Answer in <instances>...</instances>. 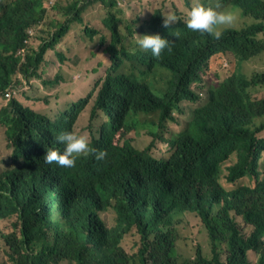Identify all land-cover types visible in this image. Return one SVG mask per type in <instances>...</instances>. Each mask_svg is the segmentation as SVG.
Instances as JSON below:
<instances>
[{"label": "trees", "instance_id": "obj_1", "mask_svg": "<svg viewBox=\"0 0 264 264\" xmlns=\"http://www.w3.org/2000/svg\"><path fill=\"white\" fill-rule=\"evenodd\" d=\"M229 1L240 11L226 6L236 19L218 26L222 35L216 39L187 27L188 0H150L145 14L135 17L122 16L109 0L102 29L92 30L84 39L88 50L66 65L81 76L85 90L77 96L70 89L72 105L56 122L16 98L17 81L25 93L31 85L24 79L54 44L26 48V60L16 53L26 27L37 22L49 30L60 23L54 38L62 39L67 30L74 37L82 30L81 11L77 4L57 3L56 22L48 14L49 0H19L7 10L0 20V100L8 91L12 98L0 120L25 162L0 180V221L14 220V231L3 236V264H250V251L258 256L256 264H264V0ZM170 14L177 21L165 28ZM243 18L250 23L238 28ZM151 33L168 39L171 51L154 57L140 48L137 34ZM217 54L250 62L248 73L240 69L221 82L209 78L201 88L204 97L196 95L191 86L202 81ZM73 77L57 75L43 83L54 89L62 82L66 89L76 83ZM183 102H202L183 130L167 141L156 131L147 149L135 146L130 133L137 116L158 114L156 126L163 129L177 121L176 113L184 114ZM74 127L76 133L91 132L90 146L105 150V158L79 154L74 167L46 165V149L63 151L56 136ZM157 140L165 143L168 157L152 155ZM34 168L41 169L40 179ZM244 178L255 185L226 190L220 182L233 185ZM187 213L201 220L209 258L201 248L193 260H181L176 252L174 225ZM105 214H112V222ZM131 235L136 255L125 249Z\"/></svg>", "mask_w": 264, "mask_h": 264}, {"label": "rangeland", "instance_id": "obj_2", "mask_svg": "<svg viewBox=\"0 0 264 264\" xmlns=\"http://www.w3.org/2000/svg\"><path fill=\"white\" fill-rule=\"evenodd\" d=\"M136 0H126V2L123 3V5L126 7L128 3H133ZM183 3H186L187 0H180ZM191 3H198L202 2L204 0H188ZM210 2L209 4L211 6H214L216 3H219L223 9L226 10V5L223 4L222 0H206ZM228 6H233L232 2L229 0H225ZM128 2V3H127ZM64 1H61V4H63ZM130 16H134V12L132 10L129 11ZM52 16L55 18L56 22H61L59 19L56 18V14L52 13ZM250 21L245 20L244 18L237 22L238 28L249 24ZM61 24L54 25L47 33H45L42 36V41L48 40L51 38L52 34L57 32L60 28ZM79 42L78 39L74 40L73 42L69 43L67 42V38L65 37L63 40V44L60 46L63 51L67 52V55L70 58H75L76 55L80 56L84 51L88 50L89 44L86 42H82L80 46H78ZM77 47V48H76ZM39 48V45L32 46V50H35ZM75 48V49H74ZM231 61L232 70L240 71L242 69L244 72L248 73L249 70V63H242L239 62L233 55L226 56ZM81 61H84L83 59H79ZM50 61V57L45 55L43 57V60L39 64L38 68L35 70V73L30 76L29 80L23 81L24 84H29L30 81V87H27V90L25 93H23V84L21 81H17L19 83V91L16 96L17 99L21 100L22 103L28 106L29 108L48 115L52 120H56L59 118L61 113L65 112V110L70 107L72 104V100L75 96H73V91L70 93L71 90L75 91V94L78 96L83 93L85 90L86 84L83 82H80V75L74 72H70V74H73V78L76 80V83L73 84L69 88H63L59 87L57 88V93H54L53 95H50L52 90L48 85H45L43 81L50 80V72L48 71V63ZM98 60L94 61V63H97ZM69 65V64H68ZM87 66L85 64L82 65L81 69L83 72H85V68ZM229 64L225 61L223 62V65H220V61L214 60L213 62V69L215 75H225L227 73V70L229 68ZM63 76V75H61ZM60 76V77H61ZM97 75H93V78H95ZM16 81V78L13 80V82ZM32 84L36 85L34 88H32ZM37 86H43L45 89L41 91L39 87ZM71 89V90H70ZM155 92V91H154ZM158 94L157 92H155ZM49 98V99H48ZM37 99V100H36ZM79 99V98H78ZM76 99L75 101H77ZM43 100H47L48 103L43 102ZM9 102V100L1 99L0 100V106L5 105ZM202 102H199L197 105H200ZM197 105H192L189 102H183V109L184 114L180 115L176 113V122L170 123L164 126L163 129L158 128V124L156 126V123H158V114H150V115H139L136 117V125L134 126V129L130 133V137L133 139V143L135 146L140 150H145L150 146V143L154 139V132H158L159 135L165 140H169L171 137L176 135L178 132L183 130L188 122L191 120V115L193 109ZM7 128L2 121L0 120V173L3 172L6 168L4 165V161L8 159L12 154V149L7 144L3 129ZM75 132H80L79 130L74 127ZM86 134L88 138H93L94 135L91 132L83 133ZM167 148L165 147V143L157 140L153 147L151 148V153L153 156L157 158H165L169 156V152H165ZM84 156H86L84 154ZM234 159L231 160L233 162ZM45 162V161H44ZM49 166L48 163H45ZM41 169L34 168L32 170V174L36 176L38 179L41 178ZM226 174V172H225ZM222 186L227 190L230 186L235 187L238 185H246V186H254V181H251L249 178H244L239 181H237L235 184L231 185L227 181H220ZM190 187L195 188L194 184H190ZM198 208V207H196ZM214 210L217 211V207H214ZM104 220H108L112 222V214H105L103 215ZM12 222H14L13 219H7L0 221V264H3L6 260L5 257V241L3 239L4 235L11 234L14 230L12 228ZM175 230H176V252L181 260H193L196 256V252L198 248H201L202 253L205 257H210L209 248L205 242V235L206 231L201 223L200 218L194 213H187L183 217H181L180 220L175 222ZM244 233L249 234V231H244ZM125 244H129L127 247H125L126 251H130V254L136 255L137 254V248L132 247L131 244H136L134 241L133 235L128 236L125 240ZM250 264H256L258 261V256L253 251H250Z\"/></svg>", "mask_w": 264, "mask_h": 264}, {"label": "clouds", "instance_id": "obj_3", "mask_svg": "<svg viewBox=\"0 0 264 264\" xmlns=\"http://www.w3.org/2000/svg\"><path fill=\"white\" fill-rule=\"evenodd\" d=\"M61 1H64V2L68 1L72 4H77L78 10L81 11V19L78 22L81 25L82 30L78 31L77 34L74 37H72L73 41L76 39L79 40V38H86V36L89 33H93L92 30L96 31V33L99 31L94 26L83 24L84 18L82 16V13L90 5H93L95 3H103L105 6V3H109V0H49V4L51 7L48 10V14L51 15L53 13L52 7L55 6L57 3H61ZM114 1L117 3V7L123 12L122 16H125L126 11L128 10V7L130 4L127 2L128 4L125 7L123 3L126 2V0L125 1L124 0H114ZM18 2L19 0H0V20L4 17L7 10L10 7L16 5ZM222 2L227 7L234 8V6H231V7L228 6L225 0H222ZM191 5H192V8L189 11V15L187 19V27L189 29H192L193 31H198L200 33L213 34L216 39H220L222 35L221 31L217 30L218 26L231 25L236 19V15H237L236 11L225 10L221 7L219 3H216L214 6L206 5L201 2L191 3ZM156 6H158V4H156ZM234 9L239 10L237 8H234ZM144 14L145 13H142V15ZM105 18L106 17H104V19L102 20V25H103V21L105 20ZM176 21H177V17L175 15L170 14L168 16H164L163 26L165 28H168L171 24H173ZM47 31H49V27L45 25L43 22L42 24L40 22H37L35 24H31L30 26L26 27L24 31L25 36L23 39L24 45L21 49L17 51L16 57L26 60V54H25L26 48L29 47L30 51H36L38 50V48L35 50H32V46L35 47L39 45L40 47L41 45V47H43L46 44H54L55 49L49 50L45 54L50 57V61L48 63V66H49L48 71L50 72V77H51L50 80H54L57 75L65 76L66 74H68V72H66L63 67L66 65L65 64L66 62L72 61L74 58H68L67 52L63 51L62 48H60L61 44L63 43L64 38L65 37L67 38L70 32L67 30L66 34L64 35L62 39L54 38L53 37L54 33H53L50 39L42 41V36L45 33H47ZM136 43L140 48L144 50H150L152 56L154 57H159L161 52L165 49H168L169 51H171L170 41L159 33H155V34L151 33V34H143V35L137 34ZM58 53L59 54L62 53V57L58 56ZM9 54H12V52H10ZM214 60L220 61L221 66L223 65V62L225 61L229 64L230 67L228 68L227 73L225 75H219V74L215 75L214 74L213 72L214 71L213 69ZM235 72H233L232 70L231 61L227 57L221 54H217L211 58L210 69L208 73L202 76L201 82L194 83L191 86V89L196 95L204 97V93L202 92L201 88L209 85V78L217 79L219 82H221L227 79L232 73H235ZM35 86L36 85L32 84V88H34ZM58 86L65 88L62 82H59V84L55 85L54 89H52L49 86L52 90L50 95H52L53 92L57 91ZM37 87H39L41 91L45 89V87L43 86H37ZM6 95H9V97H7ZM11 98H12V93L8 91L5 94V100H10ZM43 102L48 103L47 100H43ZM22 104L26 106L24 103ZM6 105L7 104L1 105L0 110L2 107ZM69 108L70 107H68L67 109ZM56 120H52V121L56 122ZM6 131H7V128H4L3 133L5 136L6 142L10 146L13 152L11 156L4 161V165L6 166V168L3 172L0 173V180L2 181H6V178H5L6 172H10L15 169L22 168L25 162L24 158L18 153H16V150L11 146V144L7 140ZM56 140L64 145L63 151H61L58 148L46 149V153L44 155L45 163L51 164L52 162H55L56 165L58 166L74 167L75 162H76V156L79 154H85V155L92 154L97 160H103L107 154L105 150L96 149L94 147H91L86 134L76 133L73 131H62L56 136ZM128 252L130 254V251Z\"/></svg>", "mask_w": 264, "mask_h": 264}, {"label": "crops", "instance_id": "obj_4", "mask_svg": "<svg viewBox=\"0 0 264 264\" xmlns=\"http://www.w3.org/2000/svg\"><path fill=\"white\" fill-rule=\"evenodd\" d=\"M148 1H150V0H143L142 2H139L138 0H136L133 3H129L130 5L128 7V10L126 11V15L125 16L135 17L137 14L143 13L146 9L150 8V5H148ZM104 8H105V6H104L103 3H95L93 5L88 6L82 13V16L84 18L83 24L84 25H89V26H94L98 30H101L102 29V20L105 17V13L102 12V10ZM130 10H132L134 12V14H135L134 16H130L129 15V11ZM69 35H73V32H70ZM68 36H67V42H69V43L73 42L72 37H68ZM84 39L85 38H79L78 46H80L82 42H85ZM68 58H70V57L68 56ZM94 61H96V60H92V61H89V62L94 63ZM70 62L71 61L66 62L65 64L68 65V64H70ZM66 65L63 68H64V70L66 72L70 73ZM48 68H49V66H48Z\"/></svg>", "mask_w": 264, "mask_h": 264}, {"label": "built area", "instance_id": "obj_5", "mask_svg": "<svg viewBox=\"0 0 264 264\" xmlns=\"http://www.w3.org/2000/svg\"><path fill=\"white\" fill-rule=\"evenodd\" d=\"M7 97H9V95H6Z\"/></svg>", "mask_w": 264, "mask_h": 264}]
</instances>
